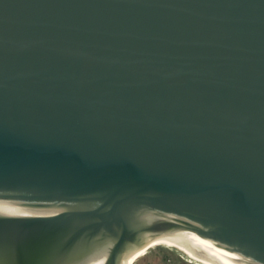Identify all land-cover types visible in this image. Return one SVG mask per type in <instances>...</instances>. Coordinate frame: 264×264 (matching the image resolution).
Returning <instances> with one entry per match:
<instances>
[{
    "label": "water",
    "instance_id": "1",
    "mask_svg": "<svg viewBox=\"0 0 264 264\" xmlns=\"http://www.w3.org/2000/svg\"><path fill=\"white\" fill-rule=\"evenodd\" d=\"M177 232L264 264V0H0V264Z\"/></svg>",
    "mask_w": 264,
    "mask_h": 264
},
{
    "label": "bare ground",
    "instance_id": "2",
    "mask_svg": "<svg viewBox=\"0 0 264 264\" xmlns=\"http://www.w3.org/2000/svg\"><path fill=\"white\" fill-rule=\"evenodd\" d=\"M160 242L178 247L191 258L204 264H250L237 254L190 232H177L174 235L152 240L143 247L131 252L125 264H132L148 248Z\"/></svg>",
    "mask_w": 264,
    "mask_h": 264
},
{
    "label": "rangeland",
    "instance_id": "3",
    "mask_svg": "<svg viewBox=\"0 0 264 264\" xmlns=\"http://www.w3.org/2000/svg\"><path fill=\"white\" fill-rule=\"evenodd\" d=\"M132 264H204L191 258L178 247L157 243L148 248Z\"/></svg>",
    "mask_w": 264,
    "mask_h": 264
},
{
    "label": "snow or ice",
    "instance_id": "4",
    "mask_svg": "<svg viewBox=\"0 0 264 264\" xmlns=\"http://www.w3.org/2000/svg\"><path fill=\"white\" fill-rule=\"evenodd\" d=\"M8 245L6 244L3 237H0V253H3L5 250H7Z\"/></svg>",
    "mask_w": 264,
    "mask_h": 264
},
{
    "label": "flooded vegetation",
    "instance_id": "5",
    "mask_svg": "<svg viewBox=\"0 0 264 264\" xmlns=\"http://www.w3.org/2000/svg\"><path fill=\"white\" fill-rule=\"evenodd\" d=\"M160 243H163V242H160ZM157 244V243H156ZM106 264H110V262H107ZM113 264H115V263H113ZM118 264V263H117Z\"/></svg>",
    "mask_w": 264,
    "mask_h": 264
}]
</instances>
